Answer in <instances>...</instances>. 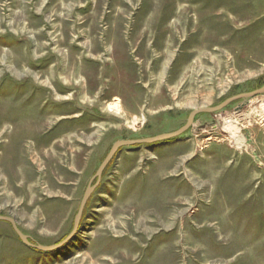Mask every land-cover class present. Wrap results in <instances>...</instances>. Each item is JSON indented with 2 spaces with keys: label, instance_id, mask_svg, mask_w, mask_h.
<instances>
[{
  "label": "rangeland",
  "instance_id": "rangeland-1",
  "mask_svg": "<svg viewBox=\"0 0 264 264\" xmlns=\"http://www.w3.org/2000/svg\"><path fill=\"white\" fill-rule=\"evenodd\" d=\"M263 86L264 0H0V216L60 244L116 142ZM0 264H264V94L119 150L56 251L0 221Z\"/></svg>",
  "mask_w": 264,
  "mask_h": 264
},
{
  "label": "water",
  "instance_id": "water-1",
  "mask_svg": "<svg viewBox=\"0 0 264 264\" xmlns=\"http://www.w3.org/2000/svg\"><path fill=\"white\" fill-rule=\"evenodd\" d=\"M263 94H264V86L260 89L254 90L252 92L239 94V95L233 96L231 98H228L224 102H222L221 104H219L217 106L209 107V108H200V109L194 110L190 113L186 124L182 128L178 129L175 132L161 134V135H158L155 137L135 139V140H121V141L116 142L111 147L108 155L106 156V158L104 159V161L100 165V167H99L97 173L95 174L93 180L90 182L88 188L86 189V192H85L83 200L81 202L79 211L75 217L74 227H73L72 232L60 244H57L54 246H42V245L35 244L31 241L29 236L23 234L20 231V229L18 228V226H17V224L13 218L0 216V221H5V222L10 223L12 225L14 231L18 235L19 239L28 247L33 248V249L38 250V251H42V252L56 251V250L62 248L68 242H70L73 239V237L77 234L78 229H79V224H80L84 209L86 207V204H87L89 198L91 197L92 193L94 192V190L100 184L105 169L110 164V162L113 160V158L116 156V154L119 152V150H121L125 147H135V146H140V145H153V144H156L159 142H164V141H169L172 139L179 138L180 136L184 135L187 131H189L191 129V127L194 124L195 118L198 115H200V114H213V113L224 110L225 108H227L228 106H230L234 102H237V101L243 100V99L254 98V97H257V96L263 95ZM94 180H96V183L94 185H92Z\"/></svg>",
  "mask_w": 264,
  "mask_h": 264
},
{
  "label": "bare ground",
  "instance_id": "bare-ground-1",
  "mask_svg": "<svg viewBox=\"0 0 264 264\" xmlns=\"http://www.w3.org/2000/svg\"><path fill=\"white\" fill-rule=\"evenodd\" d=\"M226 130L228 131V133H230L232 139L239 148L244 145V139L239 134L238 129H235L234 126H232V124L229 123L226 127Z\"/></svg>",
  "mask_w": 264,
  "mask_h": 264
},
{
  "label": "flooded vegetation",
  "instance_id": "flooded-vegetation-1",
  "mask_svg": "<svg viewBox=\"0 0 264 264\" xmlns=\"http://www.w3.org/2000/svg\"><path fill=\"white\" fill-rule=\"evenodd\" d=\"M96 183V180L93 181L92 185H94Z\"/></svg>",
  "mask_w": 264,
  "mask_h": 264
}]
</instances>
